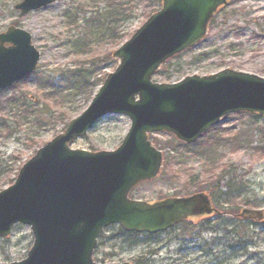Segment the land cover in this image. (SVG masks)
<instances>
[{"label": "water", "instance_id": "95a60500", "mask_svg": "<svg viewBox=\"0 0 264 264\" xmlns=\"http://www.w3.org/2000/svg\"><path fill=\"white\" fill-rule=\"evenodd\" d=\"M57 0H22V14ZM229 0H162L161 8L113 51L118 59L89 106L67 128L44 143L0 191V236L16 223L29 225L34 241L27 256L0 264H102L94 259L103 229L119 223L129 231H163L189 217L217 213L205 192L155 201L133 199L139 183L155 179L163 152L150 139L168 132L195 142L236 112L264 117V76L236 68L154 81L168 60L197 46L209 23ZM32 34L9 25L0 32V89L13 86L38 67ZM126 114L131 126L114 150L73 148L107 114ZM244 219L264 222V209L244 208ZM104 264H133L113 262Z\"/></svg>", "mask_w": 264, "mask_h": 264}, {"label": "rangeland", "instance_id": "374dc122", "mask_svg": "<svg viewBox=\"0 0 264 264\" xmlns=\"http://www.w3.org/2000/svg\"><path fill=\"white\" fill-rule=\"evenodd\" d=\"M20 1L0 0V32L12 24L28 30L41 52V60L33 74L7 89L4 95L32 102L41 114L42 127L33 131L23 128L10 138H0L3 166L0 190L11 184L5 180L9 175L15 177L14 170L19 165L88 107L101 79L114 71L118 63L112 56L118 45L110 38L111 32L104 36L98 31L99 26L109 22L103 16L109 11L108 0H57L26 15L15 8ZM147 4L146 0H131L124 12L126 17L115 24V36H123V42L129 39L152 13ZM160 7L157 5L155 10ZM92 17L98 21L87 22ZM86 24L94 35H90ZM263 30L264 0H229L212 19L205 39L168 60L153 79L176 81L187 75H209L228 67L264 76ZM64 73L73 76L67 84L59 77ZM168 76L171 80H167ZM51 77L58 83H50ZM130 126L131 119L125 114L105 115L73 147L113 150ZM150 137L164 153L163 168L157 178L138 185L131 193L133 198L155 200L161 196L214 190L237 198L220 208L225 213L208 228L186 227L193 238L185 245L178 239L177 226L166 234L121 233L108 240L118 233L119 226L115 225L104 234L95 259L104 263L139 264L134 257L141 254L145 261L142 264H264V223L238 215L244 208L264 209V117L246 112L230 114L189 145H182L166 132L151 133ZM214 164L218 168L213 179L205 181V173ZM125 239L134 242L132 250L119 251L115 257L106 256L115 252L116 245L127 244ZM33 240L30 226L16 224L10 237H0V260L25 258ZM182 246L190 248L188 255L181 251Z\"/></svg>", "mask_w": 264, "mask_h": 264}, {"label": "trees", "instance_id": "16d2710c", "mask_svg": "<svg viewBox=\"0 0 264 264\" xmlns=\"http://www.w3.org/2000/svg\"><path fill=\"white\" fill-rule=\"evenodd\" d=\"M108 1H109V6L107 8L109 9V11L105 12L103 16L106 20H109V22L107 25L99 26L100 29L98 31L103 33L104 36L107 35V33L111 32L110 38L113 39L115 45L119 46L121 43H123V36H115L114 33L115 24H117L118 22H120V20L126 17L124 12L127 10V6L131 4V0H108ZM146 2H148L147 7L149 6V12H153L156 9V6L157 5L159 6L161 4V0H146ZM96 21H98V18L92 17V19L88 20L87 22L94 23ZM86 27L87 30L90 31V35H94V33H91L94 32L93 29H91L88 24H86ZM79 74H87V72H80ZM59 77L61 78L62 82L65 80L64 84H67L70 75H68V73H64L62 74V76ZM51 79H53V77L49 79L50 83H56V84L58 83L54 79L53 80ZM167 80H171V76H168ZM80 81L84 84H86L87 82L86 80H84V77L82 76H80ZM103 81L104 79H101V84L103 83ZM5 92L6 90H0V138H10L23 128H25L27 131L30 130L33 131V129L38 128L39 126L42 125L41 114L36 112L32 102L28 101L27 98H23V97L5 96L4 95ZM67 124L68 123H65L64 128L67 126ZM181 144L189 145L183 143ZM1 162L2 161L0 160V172H1V168L3 167ZM21 165H19L18 168L14 170L15 171L14 175L17 174ZM214 165L210 168L208 172L205 173L207 177L205 181H211V179H213V175L215 172L214 170L218 168L217 167L218 164H214ZM14 178L15 177L12 178L9 175L5 180V182L12 183L14 181ZM197 183H201V182H197ZM214 186L215 188L220 190L219 188L220 186L218 184H214ZM212 193L215 196V198L222 203L237 198L236 195H232L229 193L222 194L221 192H218V190H214ZM120 230L122 229L120 228ZM106 256L107 257L111 256V254H106ZM140 263L142 262H139V264Z\"/></svg>", "mask_w": 264, "mask_h": 264}, {"label": "flooded vegetation", "instance_id": "af4514ba", "mask_svg": "<svg viewBox=\"0 0 264 264\" xmlns=\"http://www.w3.org/2000/svg\"><path fill=\"white\" fill-rule=\"evenodd\" d=\"M210 197H211L212 202L215 203V205H218L216 203V201L214 200L213 196L210 195ZM218 217H221V216H216V215L200 216V217H193L192 219L185 220L184 222L177 225L178 239L181 240V242H183V245H185V243L187 244L188 241H190L193 238L191 235L193 233L188 232L186 230V227L190 228L191 230H193V229L196 230L197 228L206 229ZM106 232H107V230H105V233ZM129 235H134V234L131 233ZM157 235H159V234H157ZM153 236H156V235H153ZM99 247H101V246L99 245ZM132 249H133V247L130 246L129 244L128 245L123 244V246H118V249H116L114 251L124 252L126 250L128 251V250H132ZM189 250H190V248H188V247H185V246L181 247V251L184 253V255H188ZM116 255H118V254H115L114 256H116ZM139 257H140V254L138 256H135L134 260L140 259Z\"/></svg>", "mask_w": 264, "mask_h": 264}]
</instances>
